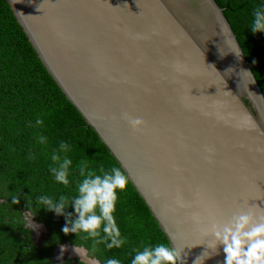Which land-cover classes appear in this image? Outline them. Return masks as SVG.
I'll list each match as a JSON object with an SVG mask.
<instances>
[{
    "label": "water",
    "instance_id": "95a60500",
    "mask_svg": "<svg viewBox=\"0 0 264 264\" xmlns=\"http://www.w3.org/2000/svg\"><path fill=\"white\" fill-rule=\"evenodd\" d=\"M8 1L182 264H223L194 217L264 211V84L219 1Z\"/></svg>",
    "mask_w": 264,
    "mask_h": 264
},
{
    "label": "trees",
    "instance_id": "16d2710c",
    "mask_svg": "<svg viewBox=\"0 0 264 264\" xmlns=\"http://www.w3.org/2000/svg\"><path fill=\"white\" fill-rule=\"evenodd\" d=\"M218 1L231 18L264 84V33L253 34L250 30L253 11L264 5V0ZM37 119H42L43 124L37 125ZM40 136L46 137L47 142L41 144ZM62 141L72 149L66 153L73 161L67 188L56 183L49 171L54 166L51 156L59 152ZM60 155L63 157L65 153ZM82 161L97 171L103 166L106 171L118 167L124 172L50 75L9 1L0 0V198L3 199L0 202V264H46L42 258L51 252V247L67 240L85 247L100 264L109 258L130 264L135 249L159 243L171 246L129 179L127 191L119 193L115 213L122 236L127 238L126 244L111 250L101 244L93 252L91 241L81 240L73 233L66 235L62 231L66 217L44 209L38 198L48 196L58 201L61 195L68 196L65 212L74 213L71 199L76 194L77 182L82 179L78 169ZM13 198H18L20 203L12 204ZM21 208H26L47 227L49 235L42 250L32 245L28 236L23 239L21 235L25 232ZM68 219L71 222L74 217Z\"/></svg>",
    "mask_w": 264,
    "mask_h": 264
},
{
    "label": "clouds",
    "instance_id": "9594fccd",
    "mask_svg": "<svg viewBox=\"0 0 264 264\" xmlns=\"http://www.w3.org/2000/svg\"><path fill=\"white\" fill-rule=\"evenodd\" d=\"M250 30L253 34L264 33V5L254 9ZM123 119L133 132H142L145 125L142 118L124 113ZM36 124L42 125L43 120L37 119ZM39 142L44 144L47 138L40 136ZM71 150L70 145L62 141L59 152H54L51 156L54 166L49 167L55 182L65 188L70 184V168L73 164L66 153ZM207 151L210 152L211 149ZM60 153L65 155L62 157ZM78 169L82 179L77 182L76 194L71 199L74 213L65 212L66 205L69 204V197L65 195H61L58 201L48 196H41L38 198V203L58 216L64 215L67 222L62 231L66 235L73 233L81 240L91 241L93 252L101 244L108 250L121 248L126 244L127 238L122 236L115 213L120 198L119 193L127 191L128 177L118 167H112L108 171L103 166L98 171L89 168L87 161L80 162ZM11 202L19 204L20 200L13 198ZM183 206L181 203V207ZM70 216L74 217L71 222L68 219ZM194 219L201 225L200 230L205 237L210 238L207 244L209 249L215 252L219 246H223L225 257L223 264H264V211L256 214L241 209L226 220H221L214 213H209L203 219L199 216ZM75 251L83 253V249L75 248ZM181 252L180 249L165 243L149 245L135 249L130 264H182ZM208 255L209 253L205 251L197 260H204ZM90 264H99V262L91 261ZM105 264H121V261L109 258Z\"/></svg>",
    "mask_w": 264,
    "mask_h": 264
},
{
    "label": "flooded vegetation",
    "instance_id": "af4514ba",
    "mask_svg": "<svg viewBox=\"0 0 264 264\" xmlns=\"http://www.w3.org/2000/svg\"><path fill=\"white\" fill-rule=\"evenodd\" d=\"M2 200L3 199L0 198V202ZM20 213V218L23 220V227L25 229V232L21 233L23 239H26L28 236L31 239L30 243L42 250V248L45 247L49 235L47 227L37 220L26 208H21ZM27 222L31 231L25 227ZM39 224L45 228L40 229L41 227ZM33 237L39 241H37L39 244H35L36 242H34ZM27 247L29 248L30 245ZM75 248L83 249V253H77ZM42 259L46 260V264H90L91 261H98L100 264V261L96 257L88 254L85 247L76 245L68 240L55 244L51 247V252L49 254H45Z\"/></svg>",
    "mask_w": 264,
    "mask_h": 264
},
{
    "label": "rangeland",
    "instance_id": "374dc122",
    "mask_svg": "<svg viewBox=\"0 0 264 264\" xmlns=\"http://www.w3.org/2000/svg\"><path fill=\"white\" fill-rule=\"evenodd\" d=\"M25 227L31 231V228L29 227L28 222L26 223ZM40 229H42V228H40ZM33 240H34V242H36L35 244H39V243H38L39 241L36 240L34 237H33ZM37 241H38V242H37Z\"/></svg>",
    "mask_w": 264,
    "mask_h": 264
},
{
    "label": "bare ground",
    "instance_id": "6f19581e",
    "mask_svg": "<svg viewBox=\"0 0 264 264\" xmlns=\"http://www.w3.org/2000/svg\"><path fill=\"white\" fill-rule=\"evenodd\" d=\"M39 225H40V224H39ZM40 227H41L42 229H44V227H43V226H41V225H40Z\"/></svg>",
    "mask_w": 264,
    "mask_h": 264
}]
</instances>
